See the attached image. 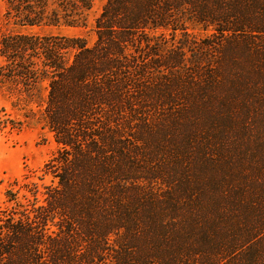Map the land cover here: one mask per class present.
I'll return each instance as SVG.
<instances>
[{"label":"trees","instance_id":"obj_1","mask_svg":"<svg viewBox=\"0 0 264 264\" xmlns=\"http://www.w3.org/2000/svg\"><path fill=\"white\" fill-rule=\"evenodd\" d=\"M8 1L20 26L93 4ZM95 31L0 41L57 143L44 191L7 190L0 264H264V0H106Z\"/></svg>","mask_w":264,"mask_h":264},{"label":"rangeland","instance_id":"obj_2","mask_svg":"<svg viewBox=\"0 0 264 264\" xmlns=\"http://www.w3.org/2000/svg\"><path fill=\"white\" fill-rule=\"evenodd\" d=\"M106 0H93L84 12V19L69 25L60 22L40 25H19V13L14 4L0 0V41L23 31L37 35H60L83 38L88 45L96 40L95 22ZM59 13H64L55 5ZM50 15V8L47 10ZM74 49L66 52L72 57ZM13 63L0 55V211L8 205L7 190H23L35 182L44 191L52 176L44 173V164L57 149L53 132L46 125L42 111L48 94V83L41 81L28 87L24 81L10 76Z\"/></svg>","mask_w":264,"mask_h":264}]
</instances>
